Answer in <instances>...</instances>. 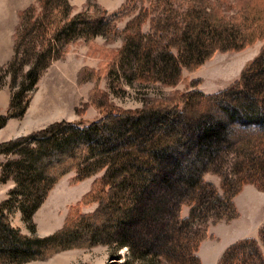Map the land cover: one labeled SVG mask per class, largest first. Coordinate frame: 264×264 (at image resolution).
Wrapping results in <instances>:
<instances>
[{
	"label": "trees",
	"instance_id": "16d2710c",
	"mask_svg": "<svg viewBox=\"0 0 264 264\" xmlns=\"http://www.w3.org/2000/svg\"><path fill=\"white\" fill-rule=\"evenodd\" d=\"M227 1L141 0L136 15L119 28L115 13L104 9L73 12L70 0H36L21 11L12 57L0 66V72L4 67L10 73L13 89L0 127L9 117L24 115L42 72L79 37L123 36L113 66L122 73L109 71L112 88L119 80L175 86L184 69H196L215 52L264 38V0L234 1L231 12ZM147 21L148 31L142 28ZM228 150L235 156L232 171L224 169ZM17 151L26 154L15 177L32 195L22 208L31 234L12 225L10 201H1L0 264H22L98 242L128 246L145 264L163 258L170 264H200L196 250L208 236L210 216L213 221L237 217L234 196L245 182L264 189V46L225 88H177L139 107L111 106L87 124L63 118L0 141V154ZM73 168L79 177L103 170L85 196L98 202L95 210L76 211L55 232L38 234L34 211ZM206 172L220 176L222 191ZM184 204L190 212L182 217ZM260 235L264 240V226ZM259 240L234 241L219 264H264Z\"/></svg>",
	"mask_w": 264,
	"mask_h": 264
},
{
	"label": "rangeland",
	"instance_id": "374dc122",
	"mask_svg": "<svg viewBox=\"0 0 264 264\" xmlns=\"http://www.w3.org/2000/svg\"><path fill=\"white\" fill-rule=\"evenodd\" d=\"M35 1L0 0V34L7 32L8 26L17 24L21 11ZM234 1L237 0L227 1L229 3H227L226 12H231L235 9ZM70 2L73 12L84 9L90 12H99L104 9L109 14L115 13L114 22L119 28H123L136 15L142 3L141 0H70ZM142 28L148 31L149 21L145 22ZM122 45L123 36L121 34L97 35L89 40L79 37L67 44L65 53L61 57L54 59L45 68L39 77L36 89L31 92L30 102L32 100L33 103H38L43 100L45 106H50L52 111L54 109L52 120L45 118L47 120H43L40 124L37 123L38 125L42 124L41 126L33 127L20 135L27 134L48 125L52 121L63 118L79 120L83 124H87L101 116L103 111L111 106L121 108L139 107L144 102H149L150 98L167 96L177 88L182 90L193 88L204 92H213L225 88L240 78L242 70L264 46V38L257 39L238 50L215 52L211 58L205 60L196 69H184L182 80L175 86H166L152 80H137L132 84L119 80L120 84L112 85L113 89L110 87V80L112 81L113 76L109 71H116L115 76H119L122 73L116 69L117 67H113L116 65V58ZM11 82L10 73L6 74L3 67L0 72V87L7 86L13 91ZM57 103L59 107L53 108V105ZM8 157L12 159L9 160L11 161L9 163L11 166L7 165L8 161L6 164L3 163L5 166L0 163V192L3 191L4 193L0 202L5 199L10 201L9 206L11 209H9V215L12 225L24 233L31 234V230L23 217L22 208L32 202V195L30 189H27V186L22 181H17L15 177L18 160L25 159L26 154L22 151L12 154L1 153L0 161L5 162ZM234 157V153L228 150L224 158L225 170H233ZM44 162L45 159H42L39 164ZM35 163L37 162L35 161ZM38 166L36 165V167ZM77 170V168L69 169L54 184L39 207L34 211L33 221L36 224L38 234L46 235L55 232L63 226L67 216L76 211L88 213L95 210L98 202L89 200V197L85 196L94 187L103 170L85 177H79ZM18 173H20V170ZM205 177L207 180L214 182L221 191L223 190L221 178L217 173L206 172ZM247 185H251L249 187L250 192H243L239 196L241 214L237 207L239 215L231 220L222 218L213 221V217L210 216L206 224L208 236L202 241L209 237H215L210 233L211 225H216L218 222L230 223L219 228L222 240L227 241L230 238L245 234L256 237L260 239V247L264 255V240L260 238V231L264 226V189L254 184V182H245L240 189L242 190ZM251 189H254V197ZM251 199H253V203ZM189 212V206L184 204L181 209V216H187ZM199 220L197 218L195 223ZM252 232H254V235H251ZM202 241L196 250L201 259L200 264H202V258L198 251ZM231 242L233 243V241ZM145 263H147V260L137 261L128 246L118 248L115 242H98L91 246L62 249L47 258L30 260L22 264ZM155 264L170 263L163 258Z\"/></svg>",
	"mask_w": 264,
	"mask_h": 264
},
{
	"label": "crops",
	"instance_id": "0c3cea01",
	"mask_svg": "<svg viewBox=\"0 0 264 264\" xmlns=\"http://www.w3.org/2000/svg\"><path fill=\"white\" fill-rule=\"evenodd\" d=\"M15 26L16 24H12L10 27L8 26L7 32L0 34V65L6 63L12 57L14 51L13 33ZM11 93H12L11 89L8 88L7 86L0 87V113L6 111L10 102ZM57 105L58 103L53 105V108L59 107ZM53 111L52 109H50V106L44 105L43 100L39 101L38 103L37 102L33 103V101L31 100L23 116L9 117L6 123L2 127H0V141L20 135L23 132H27L28 130L32 129L33 127L41 126L42 124L41 125L38 124H40V122H42L43 120H47L48 118H49L48 120H52V116L54 115V113H52ZM250 186L251 185H247L243 187L242 190L235 197V202L238 209L240 210V214H241V209L239 207V196L243 192H250L249 191ZM252 187L254 188V186ZM251 192L254 197V189H251ZM3 196L4 193L2 191L0 192V199ZM251 200L253 203V199ZM229 224L218 222L216 225L214 224L211 225L210 233L213 234L215 237L214 238L209 237L204 241H202L198 251L202 258V264H218L220 255L224 252L226 247L232 243L231 241L234 242V240L236 241L238 239L249 236L245 234V235L237 236L235 238H230L227 241L222 240V234L219 231V228L221 226L229 225ZM251 235H254V232H252Z\"/></svg>",
	"mask_w": 264,
	"mask_h": 264
}]
</instances>
